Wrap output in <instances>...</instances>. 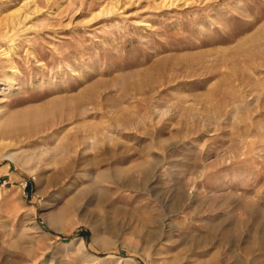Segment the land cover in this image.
Instances as JSON below:
<instances>
[{
    "label": "rangeland",
    "instance_id": "rangeland-1",
    "mask_svg": "<svg viewBox=\"0 0 264 264\" xmlns=\"http://www.w3.org/2000/svg\"><path fill=\"white\" fill-rule=\"evenodd\" d=\"M0 144V264H264V0H0Z\"/></svg>",
    "mask_w": 264,
    "mask_h": 264
},
{
    "label": "bare ground",
    "instance_id": "bare-ground-1",
    "mask_svg": "<svg viewBox=\"0 0 264 264\" xmlns=\"http://www.w3.org/2000/svg\"><path fill=\"white\" fill-rule=\"evenodd\" d=\"M27 4V3H26ZM37 12H39L37 6L35 5L34 10H32V12H28L27 13H22L21 11L18 10L17 12H14L12 15H10V17L7 19L9 24L15 25L16 28L22 26V24L24 23V21H27L28 18L33 15L36 14ZM19 14V15H18ZM21 14V15H20ZM7 28V27H6ZM14 28V27H13ZM8 30V29H7ZM6 140L3 138L2 142L4 143ZM1 142V143H2ZM1 146H6V144H0ZM14 156L13 154L8 155V158L11 160H14Z\"/></svg>",
    "mask_w": 264,
    "mask_h": 264
}]
</instances>
